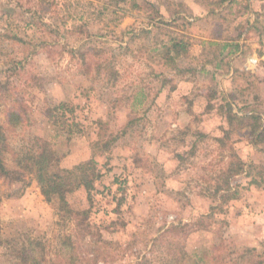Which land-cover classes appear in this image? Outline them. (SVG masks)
Returning <instances> with one entry per match:
<instances>
[{
  "label": "rangeland",
  "instance_id": "374dc122",
  "mask_svg": "<svg viewBox=\"0 0 264 264\" xmlns=\"http://www.w3.org/2000/svg\"><path fill=\"white\" fill-rule=\"evenodd\" d=\"M141 27L150 33L131 40ZM169 37L185 48L163 64L151 47ZM96 61L112 68L94 77ZM230 109L264 116V0H0L7 143L51 148L67 169L92 156L97 174L88 189L68 180L64 201L29 175L0 177V264H20L27 239L43 264H163L180 248L264 264V141L225 136ZM232 154L250 176L231 180L237 197L224 203L212 192Z\"/></svg>",
  "mask_w": 264,
  "mask_h": 264
},
{
  "label": "trees",
  "instance_id": "16d2710c",
  "mask_svg": "<svg viewBox=\"0 0 264 264\" xmlns=\"http://www.w3.org/2000/svg\"><path fill=\"white\" fill-rule=\"evenodd\" d=\"M150 29L151 28L141 27L137 31L132 32L129 38L131 40H136L144 37L146 34L150 33ZM157 44L158 43H154L151 49L155 52L156 58L163 60V64H169L174 61V54H178V51L175 49L176 47L179 46L181 48H185L183 39L177 37H169L160 42L159 45ZM225 45L227 44L224 43L223 46ZM124 48L128 49V46H125ZM88 51L90 50H84L82 52L77 51L81 57V62H85ZM93 68L94 70L91 74H93L94 77H97L100 76L102 71L105 70V72H108L112 67L109 61H107L106 64H103V61H100L99 63L96 61ZM84 72L88 75L89 71ZM111 73L112 72H109V74ZM145 98V93L137 91L133 94V103L131 106H133V108L135 107V104L142 106ZM226 116L228 128L224 131L225 136H228L229 131L235 128L246 129V134L249 136V141L252 144L256 145L260 143V141H264V116H262V112L256 111L255 109H247L241 114L230 109L227 111ZM7 118L8 121L15 126L21 121V114L15 109H10L7 111ZM98 144V138L91 139V146L93 149ZM33 149H31V147L23 146L18 151L13 150L7 143V134L4 131L3 125L0 124V177L7 182L13 183L25 182L24 180L26 179V175H29L40 185L41 192L47 200L50 199L51 196L56 195L61 201H64L63 192L65 187L69 184L68 180L71 178H73L76 182V187H79L80 185L86 189L92 187V181L97 177L94 167V158H92V156L86 164H79L71 169H67L57 165V158L53 155V150L51 148L39 145L36 147V151ZM89 164H91V166ZM249 167L250 165L246 164L239 155L232 154L222 171L221 183L216 185L212 195L224 203L235 199L237 197L240 183L234 182L232 184L231 180L242 174L244 176H250ZM250 181L258 184V181L253 177ZM2 198L3 194L0 190V202ZM210 209L212 212L215 208L212 206ZM65 240L62 243L64 245H66V243L69 244V239L66 238ZM3 243L4 239L0 234V246H2ZM26 244V246L24 244L18 256V260L21 262L20 264H43L41 262V257L44 254V250L43 247L40 246L41 242L38 243L32 239H27ZM37 245H39V247ZM36 247L38 248L36 249ZM248 250L252 251L251 249ZM200 252H196L194 256H185L181 248L174 254L166 252L163 264L225 263L224 258L217 252L209 253L208 249H204L201 253ZM258 256L263 257L264 254L258 253Z\"/></svg>",
  "mask_w": 264,
  "mask_h": 264
}]
</instances>
